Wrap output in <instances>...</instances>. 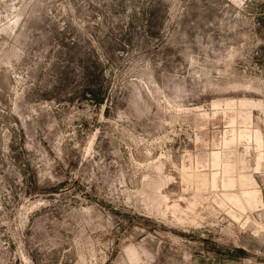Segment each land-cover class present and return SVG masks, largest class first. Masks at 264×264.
Returning <instances> with one entry per match:
<instances>
[{
	"label": "rangeland",
	"instance_id": "rangeland-1",
	"mask_svg": "<svg viewBox=\"0 0 264 264\" xmlns=\"http://www.w3.org/2000/svg\"><path fill=\"white\" fill-rule=\"evenodd\" d=\"M0 264H264V0H0Z\"/></svg>",
	"mask_w": 264,
	"mask_h": 264
},
{
	"label": "bare ground",
	"instance_id": "bare-ground-1",
	"mask_svg": "<svg viewBox=\"0 0 264 264\" xmlns=\"http://www.w3.org/2000/svg\"><path fill=\"white\" fill-rule=\"evenodd\" d=\"M243 102V101H242ZM250 103V102H249ZM242 105L244 106V105H247V103L246 102H243L242 103ZM216 165V164H215ZM204 171V170H203ZM189 173V172H188ZM187 174V173H186ZM193 175V174H192ZM189 176V175H188ZM214 178H215V176H214ZM219 181V180H218ZM225 181V180H224ZM214 182H215V184L217 185V180H214ZM184 184H186V186L187 185H191V183L189 182V181H185V182H183ZM226 183V182H225ZM185 186V185H184ZM218 186H219V184H218ZM227 186V185H226ZM198 188V187H197ZM201 188V187H200ZM223 193V192H222ZM225 193V192H224ZM229 194V193H228ZM250 196L251 197H253L252 196V193L250 192ZM254 194V193H253ZM225 195V194H224ZM232 195V194H231ZM234 195V194H233ZM256 195V194H255ZM249 196V195H248ZM250 197V198H251ZM221 198V197H220ZM255 198V197H254ZM228 199V198H227ZM228 200H230V199H228ZM232 200V199H231ZM254 200V199H253ZM233 202L232 203H235V204H238L239 205V201L238 200H234V198H233V200H232ZM257 201V200H256ZM254 202V201H253ZM231 203V202H230ZM243 204V203H242ZM233 206H234V204H232ZM255 205H256V203H255ZM171 204L169 205L168 203L165 205V209H164V214H169V215H171L170 213V211L171 210H173V212H172V215L173 216H175V214H174V211H176V212H181L180 210V208L178 207V204H174L173 206H171ZM237 209H239L238 208V206H237ZM243 210V209H242ZM240 211V210H239ZM245 211V210H244ZM177 215V214H176ZM183 219V218H182Z\"/></svg>",
	"mask_w": 264,
	"mask_h": 264
}]
</instances>
